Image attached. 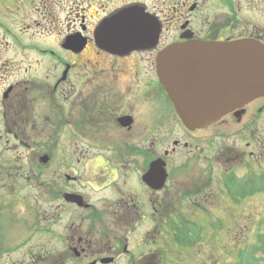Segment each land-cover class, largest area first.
Wrapping results in <instances>:
<instances>
[{
    "label": "flooded vegetation",
    "instance_id": "flooded-vegetation-1",
    "mask_svg": "<svg viewBox=\"0 0 264 264\" xmlns=\"http://www.w3.org/2000/svg\"><path fill=\"white\" fill-rule=\"evenodd\" d=\"M207 1L0 0V146L12 144L0 149V264H195L193 244L163 245L165 234L174 239L193 234L178 224L163 229L164 204L251 205L264 196L263 109L249 115L251 102L207 128L190 130L159 82L157 57L172 43L264 42L260 30L250 36L199 33L194 14ZM123 13L130 27L114 22L117 41L104 44L101 28ZM148 16L160 26L158 35L146 26ZM61 23L63 34L53 45L52 31ZM69 37L78 46L58 50ZM59 65L68 73L78 69L81 83L73 105L68 76L52 83ZM149 100L165 108L151 110L147 130L137 113ZM72 124L81 130L72 133L75 138L98 135L114 124L121 134L140 140L139 150L134 145L130 151H70L75 165L61 162L58 171L51 166L45 184L31 185L45 193L43 204L40 198L20 197L24 166L18 171L20 164L14 158L4 161L5 154L23 147L48 168L57 158L50 139ZM184 152L188 157L180 163ZM66 156L63 151L59 157ZM161 160L167 179L159 190V173L156 181L151 176L156 188L147 179L152 164ZM170 160L179 164L171 167ZM197 160L203 167L195 178L187 171ZM35 180L32 174L30 182Z\"/></svg>",
    "mask_w": 264,
    "mask_h": 264
},
{
    "label": "rangeland",
    "instance_id": "rangeland-1",
    "mask_svg": "<svg viewBox=\"0 0 264 264\" xmlns=\"http://www.w3.org/2000/svg\"><path fill=\"white\" fill-rule=\"evenodd\" d=\"M202 9L196 11L194 14L198 17L195 18L196 20H194L193 23L195 29L201 34H206L209 31L217 32L221 30L222 34H233L235 36L242 34V36H250L251 34H257V30L264 31V0H208ZM61 18V21H63L64 14L61 15ZM63 29L64 24L61 23L57 25L56 31H52L51 41L53 45L56 44V42H60L58 34H63ZM255 40L260 42L258 39ZM64 43L65 40L61 41L60 49L58 50L63 49L62 46H64ZM57 68V70L52 72V83H55L58 77L62 80H66L68 76L69 101L70 104L73 105L71 101L74 100L73 96L75 94V89L81 83L79 79H76L78 69L73 70L74 72L72 71V73H68V70H66V73L62 65L57 66ZM55 73L58 74V76H55ZM164 95H166L165 92ZM262 98L264 97L252 101L253 103L251 104L253 106L252 108L250 107L251 109L249 108V115L257 113L260 109H263L264 112V99ZM156 103L155 100H149L139 105L137 118L139 117V110L140 117L138 118V122L142 121L147 126L141 124V128L150 130L151 127L148 125L146 119L152 116L151 110L156 111L159 108H165ZM73 112L69 110L68 116H73ZM54 113L53 111L52 115H54ZM71 118V121L76 122V119L73 117ZM72 125V127L69 126L65 128L62 133L59 134V137L53 136L50 139L51 150L56 151L55 156L57 158L55 159V163H49L47 165L49 166L48 168H45V165L41 163V157H33L28 151H23V147H21L19 151H11L9 154H5L6 158L4 161L14 158L17 164H20V167L17 169L18 171L22 172V166H24V171L22 172L24 176H22L23 179L19 181L20 197H30L31 199L40 198L42 200L41 204H43V195H45V193L39 194L38 191H34L31 188V185L34 183H36L37 186L45 184L48 178L46 174L48 173L49 176L51 175V166H53V171H58L61 162L69 167L75 165L76 159L69 153L70 151H111L114 147H116L114 149L118 151L121 148H124L123 151H130L129 148L135 146L137 150H139V144H141L139 143L140 140L136 142L133 141L129 133L125 132V135L121 134L119 132L121 131L120 128L118 127L117 129L114 124H106L100 129L98 135L78 136V138H75L72 133H80L81 130L77 128V124ZM166 143L167 141L165 140L163 147H166ZM11 146L12 144L6 145L5 141H3L0 149L10 148ZM63 151L66 152L67 156L59 157L63 154ZM187 157V153L184 152L180 158V163L186 160ZM172 159L173 158H171V160ZM171 160L169 161L171 167L179 164V162H171ZM27 164L31 165L27 166ZM38 164H41V166L39 167ZM184 164H186L188 170L189 166L186 162ZM192 167H194L193 171H187V173L190 174L195 172V178H197V175L201 174V167H203V165L197 160ZM34 168L36 170H33ZM35 171L39 174H36ZM32 174L38 178L35 182H30ZM39 182H41V184H39ZM163 211L164 213L162 216L164 217L159 218L166 222L163 226L164 230H173L176 224H178V229L184 227V231L187 232L188 230L193 232L189 241H183L186 237H177L174 239L172 236H167L165 234L163 237V245L181 247L193 244L196 249L195 264H237L238 257L241 255L242 251L245 250V252H248L252 245H258L257 241H259V235L264 234V196L256 198L251 205L228 203L224 205L211 204L188 207L181 203L177 204V202L174 201V203L164 204ZM189 211L193 217H189ZM172 217L176 220L171 221ZM185 219L186 221L182 224L181 220ZM39 220L41 222L42 218ZM28 222H30V220H26V223ZM55 244H53V246H55ZM38 246H41L40 242ZM255 249L258 250L256 245ZM253 252L257 254V251ZM257 257L261 261V259H264V253L258 252Z\"/></svg>",
    "mask_w": 264,
    "mask_h": 264
},
{
    "label": "water",
    "instance_id": "water-1",
    "mask_svg": "<svg viewBox=\"0 0 264 264\" xmlns=\"http://www.w3.org/2000/svg\"><path fill=\"white\" fill-rule=\"evenodd\" d=\"M126 17L127 13H123L101 28L104 44L117 41L114 22L130 27ZM145 21L153 35L160 32L155 20ZM74 41L68 38L64 47L74 49L78 46ZM83 48L84 45L79 50ZM157 64L159 80L190 130L207 128L228 113L264 97V44L257 40L175 43L159 53ZM158 173L160 190L167 179L162 161L152 164L149 172L148 184L154 188Z\"/></svg>",
    "mask_w": 264,
    "mask_h": 264
},
{
    "label": "trees",
    "instance_id": "trees-1",
    "mask_svg": "<svg viewBox=\"0 0 264 264\" xmlns=\"http://www.w3.org/2000/svg\"><path fill=\"white\" fill-rule=\"evenodd\" d=\"M257 244L252 245L249 248L248 252L245 250L242 251L241 255H239L237 264H264V259H260L257 257L258 252L264 253V234L259 235V241ZM255 245L258 247V250L255 249ZM253 251H257L255 254Z\"/></svg>",
    "mask_w": 264,
    "mask_h": 264
}]
</instances>
